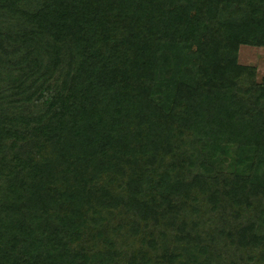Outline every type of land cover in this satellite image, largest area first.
I'll use <instances>...</instances> for the list:
<instances>
[{"label": "trees", "instance_id": "16d2710c", "mask_svg": "<svg viewBox=\"0 0 264 264\" xmlns=\"http://www.w3.org/2000/svg\"><path fill=\"white\" fill-rule=\"evenodd\" d=\"M264 0H0V264H264Z\"/></svg>", "mask_w": 264, "mask_h": 264}, {"label": "rangeland", "instance_id": "374dc122", "mask_svg": "<svg viewBox=\"0 0 264 264\" xmlns=\"http://www.w3.org/2000/svg\"><path fill=\"white\" fill-rule=\"evenodd\" d=\"M238 60L241 64L255 66L258 80L264 78V46H240Z\"/></svg>", "mask_w": 264, "mask_h": 264}]
</instances>
